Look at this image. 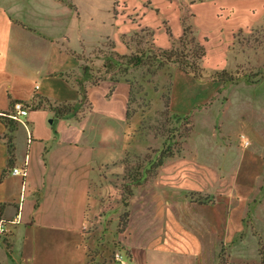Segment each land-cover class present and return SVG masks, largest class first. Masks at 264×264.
I'll return each instance as SVG.
<instances>
[{
	"label": "crops",
	"instance_id": "0c3cea01",
	"mask_svg": "<svg viewBox=\"0 0 264 264\" xmlns=\"http://www.w3.org/2000/svg\"><path fill=\"white\" fill-rule=\"evenodd\" d=\"M79 1L0 0V264H114V250L125 256V264H217L224 247L246 254L258 240L264 245V152L249 141L236 150L225 140L228 130L219 119L210 124L207 142L213 151L223 148L220 157L200 161L190 152L131 187L132 196L122 202H117L120 195L110 198L116 202L103 219H109L105 225L106 232L113 231V249L108 254L96 247L98 253L88 255L84 236L91 205L98 200L92 189L97 183L98 190L109 189L117 180L113 190L119 192L124 180L119 183L115 174L123 171L121 162L130 151L139 152L134 135L139 120L134 126L135 115L126 117L129 83L109 75L93 79L97 73L84 68L80 57L92 54L104 37L124 54L122 39L150 30L133 27L138 16L117 0L104 11L82 9ZM173 1L182 29L178 40L186 18L197 31V6ZM218 11L233 14L234 7L214 8L216 19ZM164 30L174 41L170 27ZM195 36L201 43L198 32ZM172 67L176 81L198 83ZM17 102L28 109L26 126L10 118ZM63 106L68 113L60 117L56 108ZM228 106L220 104L224 111ZM243 130L242 137L256 141L254 128ZM234 151L238 160L230 165ZM24 167L27 178L12 175L13 168ZM104 171L110 174L101 177ZM215 184L216 195L210 197ZM188 192L202 203H192ZM123 213L127 217L121 223Z\"/></svg>",
	"mask_w": 264,
	"mask_h": 264
},
{
	"label": "rangeland",
	"instance_id": "374dc122",
	"mask_svg": "<svg viewBox=\"0 0 264 264\" xmlns=\"http://www.w3.org/2000/svg\"><path fill=\"white\" fill-rule=\"evenodd\" d=\"M181 2H195L197 6L196 26L198 29L196 32L201 39L200 44L205 49V58L201 62L205 76L202 79L203 82H206L214 73L223 70L239 73V75L245 73L247 77L241 78L235 84L224 86L223 89H221L222 85L210 83L209 80L208 83H200L201 80H199L196 85L194 83L181 84L174 78L173 71H170L173 68L172 63L157 58L158 50L153 43L154 40L162 50L173 47V50L181 51V48L176 45L177 36L181 35L182 30L178 21L177 3L173 0H117L116 3L127 8L130 15L138 16L139 23L137 24L139 25L133 26L129 21V27L140 26L142 29L150 30V33L142 31L130 35L128 39H122L127 51L124 54L116 52L111 42L104 37L98 42L92 54H82L80 58L85 59L84 68L97 73L93 79L97 78V81H100L105 75H109L113 80L129 83L131 90L129 110L132 115H135L131 124L136 126L139 120L134 132L139 152L130 151L122 160L124 169L115 174L119 183L122 179L124 180V184L119 186V192L113 190L117 180H113L109 189L103 187L98 190L99 183L92 189L93 198L95 196L98 200L95 203L92 200L95 205H91L88 227L84 236V246L90 257L98 253L99 249L96 247H101L102 252L105 251L108 254L113 249L111 236L113 231L106 232L105 224L109 219H103L105 214H110L108 208L115 205L116 201L110 198L120 195L122 198L117 202L126 199V190L131 188L127 183V178H133L135 170H138V173L142 169L149 170L151 166L147 165L146 160L157 162L162 152L168 154V148L172 149L175 141H181L177 135L182 133L185 126V121L181 119V115H187L183 112L184 110L189 111V120L193 123L192 132L181 143V153L171 159H165L163 165L172 160L181 161L184 155L190 152L200 161L219 158V153L224 151L223 148L220 147L213 151L211 144L208 149L207 142L210 136V124L219 119L224 121L226 130H228L225 140L232 142L236 150L241 152L244 142L249 141L252 148L260 145L259 150L264 152V0H207L204 3L202 0H182ZM78 4L82 9L90 7L104 11L110 6L111 0H80ZM227 4L233 5L234 13L227 14L218 11L220 18L216 19L213 13L214 8L219 10L221 6ZM166 25L170 27L175 36L174 41H171L170 36L167 35L169 33L165 32ZM238 28L240 30L234 32L230 40L229 34ZM192 31L196 39V32ZM135 55H141L142 61L139 66H127V62ZM97 58L101 60H96ZM215 87H217L216 90ZM117 99L115 95L114 101L116 102ZM165 99L171 102L174 111L172 112L180 115L178 121L163 115ZM203 100L206 103H203ZM225 103L229 104L226 111L220 108V104ZM114 106L113 109L116 111L117 106ZM203 106L204 108L211 107L207 111H202ZM80 110H83V107ZM246 126L254 128L257 142L249 138L247 134V137H242L245 135L243 129ZM137 148L135 147V150ZM231 155L234 162L230 165H233L237 162L238 155L235 151ZM157 173L144 180L151 179ZM108 174L110 173L104 171L101 177H106ZM196 174L193 173L191 176L193 180L196 179ZM216 187L217 184L214 185V190L210 191V197L216 195ZM260 249H264V245L261 247L258 245L256 248L250 246V251L245 254L233 251L228 246L224 247L217 264H264L262 259L264 254L259 251Z\"/></svg>",
	"mask_w": 264,
	"mask_h": 264
},
{
	"label": "trees",
	"instance_id": "16d2710c",
	"mask_svg": "<svg viewBox=\"0 0 264 264\" xmlns=\"http://www.w3.org/2000/svg\"><path fill=\"white\" fill-rule=\"evenodd\" d=\"M193 31L189 24H187L185 21H183V34L182 36L177 40V44L179 48H181V51L179 50H173L172 47L169 50H158L156 52L157 58L161 61H165L168 63H172L176 65V67L182 71L183 73L191 76L194 80H202L205 78L204 76V70L201 68V62L205 58V49L204 47L198 43L195 38L193 37ZM141 55H135L134 57L130 58L129 62H127V66H139L141 63ZM247 75L244 73L243 75H239V73H232L230 71H221L216 72L213 74L212 77H210L208 80L211 83L214 84H220L222 86L232 85L238 82L241 78H245ZM249 79V77H248ZM131 94V90H130ZM130 101V99H129ZM130 102H128V110L126 113V117L129 119L132 114L130 112L129 107ZM69 107L63 106L60 108H56V113L58 116L62 117L68 113ZM163 115L168 118H173L175 121H178L180 118V115L177 113H173L170 108L169 100L165 99L164 106H163ZM185 122V126L183 127L182 133H178L177 138L181 141L178 142L175 141L174 147L171 149V147L168 148V154H164L163 152L159 155L157 162H151L146 160L147 165H150L151 167L149 170H143L138 173V170L134 172L133 178L128 177V180L130 181V187H135L140 184L141 181L144 180V178L153 176L156 174L157 170L163 166V161L165 159H171L176 156V154L181 153V143L186 140V138L189 136V134L192 132L193 126L192 122L189 120L190 115H181ZM188 125V126H187ZM175 149V151H174ZM10 149V154H11ZM131 175V174H130ZM126 187V186H125ZM129 187V186H127ZM187 198L192 203H202L200 198H198L197 194L194 192H188ZM132 196L131 188H127L126 190V198ZM127 217V213H123L120 216V222L123 223ZM258 245L261 247V241L258 240ZM259 251L264 254V249H260ZM218 260L221 259V251L217 256ZM264 260V258H262Z\"/></svg>",
	"mask_w": 264,
	"mask_h": 264
},
{
	"label": "built area",
	"instance_id": "2783aa9c",
	"mask_svg": "<svg viewBox=\"0 0 264 264\" xmlns=\"http://www.w3.org/2000/svg\"><path fill=\"white\" fill-rule=\"evenodd\" d=\"M27 115H28V109L22 103L17 102L12 107L10 118L17 123L26 126L25 123L23 122V118L26 117ZM247 144L248 143L246 142L245 145ZM12 175L19 176L22 179H25L28 176L27 168L26 167L22 169L13 168ZM111 256H112V262L114 264H125V256L121 252H114Z\"/></svg>",
	"mask_w": 264,
	"mask_h": 264
}]
</instances>
